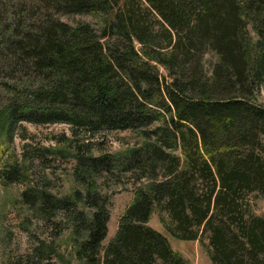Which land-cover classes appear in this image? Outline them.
Returning <instances> with one entry per match:
<instances>
[{"label": "trees", "instance_id": "1", "mask_svg": "<svg viewBox=\"0 0 264 264\" xmlns=\"http://www.w3.org/2000/svg\"><path fill=\"white\" fill-rule=\"evenodd\" d=\"M36 5L45 14L29 16V31L5 43L3 67L28 83L3 84L0 180L26 176L16 161H1L20 125L65 124L73 153L46 152L73 158L83 189L58 197L31 185L21 201L69 232L78 264H191L171 238L200 242L212 264H264V214L255 211L264 199V0ZM50 12L103 21L97 31ZM126 131L143 142L93 155L99 138ZM125 179L138 185L134 199L104 247L111 201L102 180ZM154 215L164 232L149 225ZM55 253L42 242L16 264H56Z\"/></svg>", "mask_w": 264, "mask_h": 264}, {"label": "rangeland", "instance_id": "2", "mask_svg": "<svg viewBox=\"0 0 264 264\" xmlns=\"http://www.w3.org/2000/svg\"><path fill=\"white\" fill-rule=\"evenodd\" d=\"M38 1L0 0V110L6 104L3 84L21 87L28 83L26 74L15 70L16 68L5 69L2 59L9 53L5 45L8 37H17L28 32L32 25L27 23L29 16L33 18L45 14L43 8H34ZM48 18L70 25L90 23L97 31L103 21L100 16H66L51 12ZM259 103L264 105V90L259 97ZM64 137L68 140L72 139L71 128L68 125L38 126L23 123L16 131L14 142L8 148L5 147L1 153L2 164H6L9 160L16 161L18 166L24 169L26 176L21 183L12 185L4 184L0 180V264H16L22 261L42 242L47 247L55 249L56 264H78L71 256L69 232L36 217L34 210L21 201L22 193L31 185L38 184L42 188L47 186L48 190L58 197L71 195L83 189L72 174L76 161L73 158L67 159L63 154L49 155L46 152L48 149H68L67 151L73 153L69 141H64ZM102 138L98 139L93 155H99L101 152L117 153L143 142L139 134L131 131L112 132ZM105 182L102 180L104 184L101 189L110 195L111 201L109 230L103 243V246L107 247L118 231L120 218L133 202L134 191L138 185L127 179L122 184L116 185ZM255 211L259 215L264 214V199L257 201ZM149 225L164 232L157 215L152 217ZM171 244L174 250L183 254L191 264H212L200 242H178L171 238Z\"/></svg>", "mask_w": 264, "mask_h": 264}]
</instances>
